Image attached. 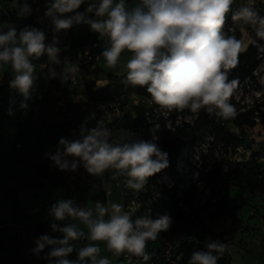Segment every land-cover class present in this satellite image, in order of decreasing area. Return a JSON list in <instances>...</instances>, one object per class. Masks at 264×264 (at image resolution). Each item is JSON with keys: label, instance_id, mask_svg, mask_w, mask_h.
I'll return each mask as SVG.
<instances>
[{"label": "clouds", "instance_id": "clouds-1", "mask_svg": "<svg viewBox=\"0 0 264 264\" xmlns=\"http://www.w3.org/2000/svg\"><path fill=\"white\" fill-rule=\"evenodd\" d=\"M235 2L136 0L130 5L128 0H50L44 17L53 28L51 42H46L41 29L28 25L18 30L8 21L0 22V66H10L9 87L23 97L19 108L26 110L39 78L34 60L47 56V62L40 65L47 79L58 78L64 84L78 77L79 65L61 58L58 36L74 26L87 25L106 38L108 46L101 56L109 67L117 66L122 53L131 54L122 83L145 88L161 110H205L224 120L235 118L237 109L230 98L238 81L229 80V73L237 67L246 45L223 31L229 14L242 29L250 28L256 38L264 40V15L255 0H247L233 11ZM85 3L86 9L79 11ZM16 15H32L27 0L19 3ZM13 114L9 107L8 115ZM111 137L112 130L104 120L90 129L82 125L79 138H60L56 153L49 158L61 171L74 172L81 166L93 176L110 171L112 179L122 178L124 187L137 193L145 190L150 177L169 166L168 153L154 142L158 137L137 140L131 132L117 142ZM135 211L112 201L81 205L73 199H60L49 209L51 233L38 236L32 252L40 257L47 249L40 257L47 264H112L101 256L103 243L107 252L125 256L127 264H147L152 259L146 250L148 242L168 231L173 221L169 214L153 218L151 210L134 218ZM226 247L211 241L204 249L193 251L187 264H218ZM73 253L75 258H69Z\"/></svg>", "mask_w": 264, "mask_h": 264}, {"label": "rangeland", "instance_id": "rangeland-1", "mask_svg": "<svg viewBox=\"0 0 264 264\" xmlns=\"http://www.w3.org/2000/svg\"><path fill=\"white\" fill-rule=\"evenodd\" d=\"M24 0H0V22L8 21L22 29L25 26H33L34 22L42 21L35 28L43 30V24H50L44 17L47 4L50 0H41L40 10L36 11V3L27 0L32 7V15L27 18H18L16 12L19 3ZM136 0H128L134 4ZM247 0H236L233 4V11L237 10ZM255 5L264 15V0H255ZM87 3L81 6L79 11H84ZM90 16L92 14H89ZM247 46L255 36L250 28L242 29L237 23L230 20L224 26L223 31L228 35H236ZM44 31V30H43ZM73 44L83 45L90 43L96 53H102L107 47L106 38L96 35L92 41L93 31L87 25H77L67 30ZM264 46V45H262ZM261 46V47H262ZM260 54L264 51L260 49ZM130 53L124 52L115 68L109 67L104 58L100 60L102 72L100 74H87L81 84L66 82L62 84L58 78L47 79L46 70L42 71L38 60H34L38 79L32 90L31 103H34L32 121L33 126L49 120L54 123L68 119L65 110L67 103H87V109L76 108L79 116H84L89 111L94 113L97 121L104 120L105 124H112L116 127L111 139L119 141L124 136V127H117L118 123L132 126L138 118V111L144 110L140 116L141 123L133 125L131 133L133 139L152 141L157 137L161 123L165 126L181 124L182 122L192 123L196 113L189 110L167 112L153 105L147 98L123 88L120 95L109 100H91L86 94V82H90L92 92H99L109 83L108 74L113 78H119L126 74L125 63L130 58ZM43 57V56H42ZM47 62V56L46 61ZM13 73L10 66H0V86L8 85ZM256 83L244 82L235 92V101L240 105H250L255 102L261 105L264 110V61L255 70ZM10 88V87H9ZM0 90V243L2 249L0 255L4 257L5 264H33L35 256L32 249L35 247L33 241L42 234L51 233L48 227H41L50 220L49 209L60 199H73L78 204L88 205L92 202L88 192L80 188L82 176L79 168L76 171L59 170L48 157L57 151L58 143L39 149L31 136L22 141L19 134L22 125L18 124L17 116L20 111L19 103L23 99L18 93L14 98L10 95L12 88ZM84 99H80V97ZM100 105V106H99ZM9 107L13 108L14 114L8 115ZM25 114V113H24ZM69 120V119H68ZM173 121V122H172ZM226 127L237 134L242 135L244 143L233 151L228 148V155L232 162L247 161L252 153L257 154V162L264 165V121L256 119L253 127L242 126L237 128L231 123ZM62 138V136L60 137ZM59 138V140H60ZM63 138L74 140V137L64 136ZM209 136L201 141L188 143L180 147L174 169L165 170L158 179H148L145 190L135 192L126 189L122 178L113 182H105L107 185L106 202L112 201L123 203L126 210L136 209L135 216L143 215L151 210V215L156 218L158 215L169 214L174 218V212L181 208L187 215L194 214V210L203 205L213 204L214 198L209 199V191L203 183L197 182V158L199 152L207 148ZM157 139L154 141L156 143ZM219 151V150H218ZM71 159V158H69ZM212 166L209 164L207 170ZM188 194L185 190L191 187ZM229 198L241 202L244 206L234 210V214L242 221V226L231 234L218 235L231 225L232 219L224 216L214 221H209L205 210L200 219L216 234L212 237L206 234L205 241H220L226 244V249L221 257V264H264V197L254 195L247 191H241L236 187L228 190ZM185 228L181 238L187 241H195L200 235L199 228L193 223L182 222ZM179 231L166 232L155 241H149L147 251L154 256L152 264H176L177 238ZM59 236L58 233H53ZM101 256H107L112 264H127L122 256L116 257L105 250V245L100 243ZM47 252V249L45 250ZM69 258H75L73 253ZM47 263V262H46ZM143 264V262H142ZM150 264V262H147Z\"/></svg>", "mask_w": 264, "mask_h": 264}, {"label": "trees", "instance_id": "trees-1", "mask_svg": "<svg viewBox=\"0 0 264 264\" xmlns=\"http://www.w3.org/2000/svg\"><path fill=\"white\" fill-rule=\"evenodd\" d=\"M230 20L231 14H229L225 25H227ZM39 23H42V21L34 22L33 26L37 27ZM47 26L48 24H43V30H45ZM235 31V36L238 38V30ZM96 35L97 34L93 32L92 41H94ZM253 40H255L256 43H252ZM262 45H264V40H259L256 38V36H254L246 46V51L239 55L237 67L232 69L229 73V80L235 79L238 81L235 92L246 81L256 83L257 78L255 75V70L261 64V62L264 61V55L260 54ZM45 61L46 55L38 59L40 64L44 63ZM101 72V64H95L92 69L85 72L84 79L87 78V74H100ZM107 76L109 78V83L100 89L99 92H92L91 86L89 85L90 82H86V94L89 99L93 101L109 100L120 95L121 91L125 87L137 95L147 98L151 102L150 94L147 93L145 88L125 86L122 83L125 75L119 78H113L109 74ZM5 88H9V86H0V90ZM10 94V96L14 98L18 92L16 90H10ZM32 96L33 94H31V98ZM31 98L27 101V111H20L17 116L18 124L22 125V130L19 134V141L31 136L39 149H43L46 146H52L58 143L61 136L64 137L71 135L74 137V140L78 139L82 125L90 129L95 127L97 124V119L94 113L91 111H89L84 116H79V113L76 112V108H80L81 110L87 109V103L79 105L69 102L65 106V110L68 115L67 118L69 120L66 119L58 123L45 120L38 123L36 126H33L32 115L34 103L30 102ZM230 103H232L237 109V115L235 118L224 120L216 116L214 113L209 114L205 110H201L199 113H196L195 119L192 123L182 122L178 125H174V123H172L171 126L166 127L165 123L162 122L158 131V139L156 144L162 151L168 153L169 159V166L163 171L174 169L178 157V151L181 146L188 143H194L197 140L201 141L209 136L207 148L201 150L197 158L198 167L196 170V181L203 183L209 191V199L215 197V200L213 204H205L196 208L194 210V214L187 215L179 207L174 212V218H172L173 223L168 231H179V236L176 237L177 253L180 255L177 264H187V261L193 251L205 248V245L207 244L205 241L207 233L212 237L217 236L200 219L201 214L206 209L209 210L207 214L209 221H214L224 216H229L232 219L231 225L218 235L231 234L232 232L241 228L242 221L234 214L233 211L236 209H241L244 204L241 202L237 203L235 199L229 198L228 190L230 187H236L241 191H247L254 195L264 197V165L257 162V154L255 153H252L247 161L232 162L230 160V156L228 155V148H231L233 151H235L236 148L243 145L244 139L242 135L232 132L226 127L227 123H231L237 128H241L244 125L253 127L256 123V119L260 118L261 121H264V110H261L260 108L262 104L253 102L250 105H240L235 101L234 95L230 98ZM152 104L155 105L154 103ZM136 109L138 111V118L133 122V125L141 123L140 116L144 115V110H140V108ZM133 125L127 126L124 123H118L117 127H124L125 134L126 132L132 131V128L134 127ZM106 126L112 130L113 135L116 127L112 126V124H106ZM54 152H56V150H53L52 153L54 154ZM209 164L212 167L207 170V166ZM163 171L150 177V179L155 180L160 178V175ZM79 173L82 176L80 188L86 189L89 199L92 202L100 200L101 202L106 203L105 182L114 181V179L111 178V172L106 171L103 176H93L88 174L87 171L81 166L79 168ZM193 187L194 184L185 190V195H187L189 190ZM50 220L46 222V225L41 224V227L46 226L48 227V230H51ZM182 222L193 223L199 228L200 235L195 241H187L181 238L182 232L185 231V228L181 226ZM166 232H161L160 234L164 235ZM40 233L42 234V231ZM1 249L2 244L0 243V250ZM44 254L45 252H42L40 257H43ZM34 256L35 259L33 264H47L44 259L37 257L35 254ZM152 260H154V256H152V259L148 262H151ZM0 264H5L4 257L1 255ZM218 264H221L220 260L218 261Z\"/></svg>", "mask_w": 264, "mask_h": 264}, {"label": "built area", "instance_id": "built-area-1", "mask_svg": "<svg viewBox=\"0 0 264 264\" xmlns=\"http://www.w3.org/2000/svg\"><path fill=\"white\" fill-rule=\"evenodd\" d=\"M33 1L36 3V11H39L40 10V0H33ZM44 32L47 35V42H51L53 38V28H52L51 23L45 28ZM58 39L60 42L59 46L61 47L62 59L64 57H67L71 61L77 63L80 67V74L75 80L70 81V82L73 84L83 83L85 72L87 70L92 69L95 64H100V60L102 58L101 53H96L94 50V47L91 46L90 44L83 45V46H75L71 38L69 37V34L67 31L59 33ZM122 257L125 258V256L123 255ZM176 262H178V260ZM152 263L153 262H150V264Z\"/></svg>", "mask_w": 264, "mask_h": 264}, {"label": "crops", "instance_id": "crops-1", "mask_svg": "<svg viewBox=\"0 0 264 264\" xmlns=\"http://www.w3.org/2000/svg\"><path fill=\"white\" fill-rule=\"evenodd\" d=\"M103 67V66H102Z\"/></svg>", "mask_w": 264, "mask_h": 264}]
</instances>
